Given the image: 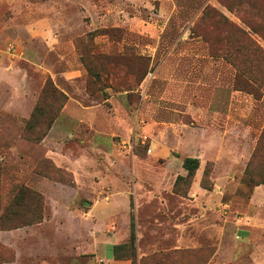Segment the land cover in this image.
Instances as JSON below:
<instances>
[{
  "label": "rangeland",
  "instance_id": "obj_1",
  "mask_svg": "<svg viewBox=\"0 0 264 264\" xmlns=\"http://www.w3.org/2000/svg\"><path fill=\"white\" fill-rule=\"evenodd\" d=\"M50 261L264 264V0H0V264Z\"/></svg>",
  "mask_w": 264,
  "mask_h": 264
},
{
  "label": "trees",
  "instance_id": "obj_2",
  "mask_svg": "<svg viewBox=\"0 0 264 264\" xmlns=\"http://www.w3.org/2000/svg\"><path fill=\"white\" fill-rule=\"evenodd\" d=\"M51 94V96L55 97V102L56 103H51L49 105L48 111L51 112V116L46 119L44 122V130L42 134H40L41 139L46 135L47 131L50 129L51 124L53 121L58 117L60 111L62 110L66 100H67V95L60 91L52 81L47 82L45 84V87L43 89L41 99H39V103H37L33 109V112L31 114V122H29L30 127H34L36 125V119L39 114H41L44 111V108L46 107L44 104V97H46L47 94ZM53 97V98H54ZM58 101V102H57ZM33 121V122H32ZM39 137V138H40ZM199 166V160L196 157H185L183 160V168L187 171L186 176H191L193 172L198 168ZM130 208H133V203L130 202ZM34 224V222H32Z\"/></svg>",
  "mask_w": 264,
  "mask_h": 264
},
{
  "label": "crops",
  "instance_id": "obj_3",
  "mask_svg": "<svg viewBox=\"0 0 264 264\" xmlns=\"http://www.w3.org/2000/svg\"><path fill=\"white\" fill-rule=\"evenodd\" d=\"M62 75L65 76V77H68V72H67V71H64V72H62ZM50 133H52V129L50 130L49 134H50ZM59 135H61V134L58 133L57 136H59ZM189 157H191V156H189ZM89 231H91L90 228H89ZM35 234H37V233H35ZM39 234H40V233H39ZM41 236H42L43 238H45L44 234H41ZM32 253H34V252L32 251ZM11 263H13V262H11ZM49 263H50V264H58L56 261H55V262H54V261H50ZM1 264H8V263H1ZM43 264H48V263H47V262H44Z\"/></svg>",
  "mask_w": 264,
  "mask_h": 264
}]
</instances>
